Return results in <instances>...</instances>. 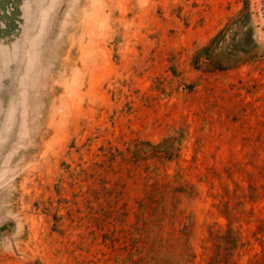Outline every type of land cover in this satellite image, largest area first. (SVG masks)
<instances>
[{
	"label": "rangeland",
	"instance_id": "rangeland-1",
	"mask_svg": "<svg viewBox=\"0 0 264 264\" xmlns=\"http://www.w3.org/2000/svg\"><path fill=\"white\" fill-rule=\"evenodd\" d=\"M12 1L0 264H264V0Z\"/></svg>",
	"mask_w": 264,
	"mask_h": 264
},
{
	"label": "crops",
	"instance_id": "crops-1",
	"mask_svg": "<svg viewBox=\"0 0 264 264\" xmlns=\"http://www.w3.org/2000/svg\"><path fill=\"white\" fill-rule=\"evenodd\" d=\"M9 4H11L10 6H11V10H13V7L15 6L14 4H16L15 2H13L12 0H10V3ZM20 7L18 6V8L17 9H19Z\"/></svg>",
	"mask_w": 264,
	"mask_h": 264
}]
</instances>
